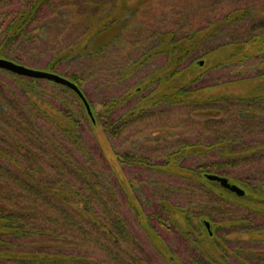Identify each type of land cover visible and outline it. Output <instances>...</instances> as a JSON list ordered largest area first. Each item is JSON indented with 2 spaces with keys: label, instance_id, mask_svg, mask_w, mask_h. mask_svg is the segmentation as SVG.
Masks as SVG:
<instances>
[{
  "label": "trees",
  "instance_id": "trees-1",
  "mask_svg": "<svg viewBox=\"0 0 264 264\" xmlns=\"http://www.w3.org/2000/svg\"><path fill=\"white\" fill-rule=\"evenodd\" d=\"M57 1L62 2L60 7ZM132 1L0 0V58L26 66L20 53L23 46L34 39L46 48L56 35L54 27L74 15L70 4L77 2L78 27L84 26L82 20L106 22L99 28L88 25L78 35L74 45L80 47L76 54H90L88 46L92 42L91 53L99 54L117 39V33L114 36L110 32L112 24L124 26V12L139 9L144 0L129 5ZM261 4L255 11L256 18L264 15V1ZM251 12L250 7L233 9L211 27L244 20ZM108 20L110 28L106 27ZM261 24L264 26V22ZM208 26L185 36L176 30L157 32L154 46L141 54L143 59L132 58L133 67L118 77L130 85L100 101L101 111H96L97 102L83 87L84 76L66 72V61L75 57L69 49L73 43L66 50H53L55 54L42 70L59 73L76 83L91 106L92 117L82 99L66 86L48 81L64 94L71 92L74 105L62 96L47 99L38 90L39 83H48L45 80L0 69L11 81L0 78V264H264V215L254 218V211L264 214V206L260 211L254 207L257 200H264L255 196L250 201L234 199L229 196L232 193L206 178V174L215 173L245 188L241 178L232 176L235 167L251 168L264 161V93L197 98L198 92L210 86L240 83L250 78L252 71L264 75V68L259 70L253 64L264 49V34L217 46L215 50L224 47L230 51L224 49L218 54L211 68L217 74L209 85L210 81L202 77L207 70L201 61L197 67L185 63L188 54L214 35L209 34ZM155 55L165 59L166 67L132 82L134 73H140L139 68ZM187 71L192 79L183 83L180 79ZM187 103L194 110L206 109L205 114L215 113L204 122L206 130H215L213 139L184 142L158 158L134 149H116L113 156L119 164L117 178L111 180L104 175L102 165L113 167L111 157L104 153L107 144L100 145L98 130L114 145L127 129H132L135 120L173 112L179 108L177 105ZM252 127L258 129L260 137L252 138ZM137 134H129L133 138L136 135L135 144L146 136ZM253 140L262 142L260 149H253ZM206 151L211 152L212 162L186 163L190 155ZM257 151L261 155H256ZM137 168L152 176L159 171L171 174L170 185H161L156 179L149 181L169 193L163 196L160 190V198H151L147 203L139 195V207L135 208L136 202L127 198L123 182L136 178L131 174ZM118 187L122 190L120 196ZM194 189L219 202L236 203L244 213L227 216L222 223L214 222L205 211L196 210ZM176 191L182 192L181 197L169 196ZM244 191L245 196L249 195L248 189ZM233 233H248L250 237L232 239Z\"/></svg>",
  "mask_w": 264,
  "mask_h": 264
},
{
  "label": "rangeland",
  "instance_id": "rangeland-1",
  "mask_svg": "<svg viewBox=\"0 0 264 264\" xmlns=\"http://www.w3.org/2000/svg\"><path fill=\"white\" fill-rule=\"evenodd\" d=\"M263 1L264 0H144L140 4L139 9L124 12L125 16H127V22L124 26L118 27L112 24L111 27L108 23L109 20L107 21L108 25L106 27H111L110 32H113L114 36L117 33V39H113L112 43L108 45L107 48H103L102 46L103 49L99 54L91 53L94 51V44L92 42V44L88 46V50L91 51L90 54L83 56H81L80 53L76 54L80 47L79 44L74 45L78 35L85 30L88 25L99 28V26L101 24L103 25L106 21L101 23L100 21L88 22L82 20L84 26L78 27L77 16L79 14H77V12L80 6L77 2L76 4H70V8H72L74 15L65 22L59 21L54 27L56 35H53L49 40V45L46 48L33 39L23 46V50H20V53L22 57L25 58L27 66L35 69H42L41 67L46 65V62L50 59L49 57L55 54V52L57 53L55 49L61 48L66 50L65 48L73 43L69 49L75 54V57L66 61V72H75L84 76V81L82 82L84 84L83 87L90 93V96H92L95 102H97L95 104L96 111H101L103 105L99 103L100 101L107 99L114 92H123L130 85L126 80L119 81L118 77L133 67V61H130L132 58L142 56L141 54L143 52L149 51L150 48L154 46V42L158 38V36L155 35L157 32L163 33L168 30H176L178 34L185 36V34L193 32L196 29H204L209 25L207 31L210 29V31H208L209 34L213 33L214 35L210 40L201 43L193 54H188L185 63H193V65L197 67L199 66V62L203 61L202 67L205 66L204 69L207 70V72L204 73L202 77L204 76L207 81L209 80L210 82H208V84L210 85L211 82H213L214 75L217 74L216 71L211 68H213L214 61L218 58V54L220 55L221 51H225L224 49H227V52L228 50L230 51V48L224 47H218V49L215 50L217 46L239 39L248 41L253 39L255 37L254 35H259L260 33L264 34V26L261 24L264 22V18L261 16L264 15L260 14L261 16L258 15L259 17L257 16V18L255 16V11L262 6L261 2ZM57 2V6L60 7L62 2ZM133 2L136 4L138 0L130 2L129 5ZM241 7L253 8V12L244 20L241 19L238 22H230L227 23L226 26H224L225 24H217V28L213 27L214 25L211 27L212 24L217 23L216 21H221L229 11ZM1 10L2 9H0V18L2 17ZM51 11L52 10H49L48 12L50 13ZM51 16H54V14ZM221 26H224V29L220 30ZM80 39L84 40L81 43L87 44L86 39ZM258 53L259 58L254 60L253 64L257 65V69L261 70V68H264V62H261V59H264V49ZM139 59L141 60L143 58L140 57ZM148 61L149 62L144 63L142 67L139 68L140 73H134V76L131 77L132 82L134 79L154 72L156 68L165 66L166 63L165 59L160 55H155L153 59ZM249 75L250 78L240 81V83L210 86L209 90L204 89L198 92L197 98L206 100L209 96L217 98L220 97V95L229 96L230 94H235L241 96L250 94V96H252V93L258 94L261 93V91L264 93V75L259 76L256 74V71H252ZM184 77L185 78L181 77L180 79L183 83L190 81L192 79L190 71H187ZM0 78L1 81L7 80L6 82L11 83L9 75L0 72ZM50 82L39 83L38 90L46 95L45 97L47 99H53L54 96L58 99L59 96H62L66 98L68 103L73 104L72 100L75 96L71 94V92L70 94H64L63 91L56 89V86L52 84L54 82ZM153 87H155V85ZM132 90H134V88H132ZM177 106L179 108L174 109L173 112H166L164 110L165 113H159L154 117L146 118L145 120L143 118L139 121L135 120V125L131 127L132 129H127L125 135H123L118 142L115 141L114 145L112 144L113 142L108 140V137L102 135L101 130H98L97 133L100 135V141L102 142L100 145L103 146V144H107V148L106 146L104 147V153L111 157L109 159L113 167V169H110V167H104V165H102L101 171L104 175H107L111 180H116L117 178V167L119 164L115 162L113 156L116 149L119 151L134 149L136 152L142 153V155L158 158V156H165L169 149L179 147L184 142L197 143L200 141H210L215 137V130H206L204 126V122L213 117L215 113L205 114L208 112H204L206 111L204 108L194 110L188 103ZM196 110H200V112L198 113ZM252 128V138L260 137L258 129H255V127ZM256 132H258V135L255 134ZM137 133L146 135L139 144L134 143L136 135H138ZM129 134L136 135L133 138L129 137ZM256 142L257 141L254 140L252 142L253 149H260L259 144L262 142L260 141L258 144ZM113 149L114 153L112 151ZM256 155L261 154L257 151ZM212 159L211 152L206 151V153H202L201 155H190L187 157L186 163L191 166L207 162V160L212 162ZM143 169L139 171L138 168L134 169L131 176L134 174L137 177H134L132 181L129 180L127 183L123 182V185L126 186L124 188L128 191L127 198L134 199V202H136V205H134L135 208L139 207V195H141L144 201H146L145 203H147V200H151V198H160L159 195L161 193H163V196L169 193L165 191L163 187L160 188V193L158 188L149 184L151 179H156L161 185H170L172 180L171 174L168 175L159 171V174H154V176H152L150 172L146 173ZM165 169L169 171L175 170L171 167H165ZM233 171V178L234 176L241 178L240 181H242L243 186L246 185L245 188L241 187L248 189L249 195L245 197L238 196L236 193L234 194L226 188H223L219 183L213 182L219 184L223 190L232 193V195L229 196L234 199L250 201L251 196L252 198L255 196L264 200L261 198L262 193H264V161L259 162L257 166L255 164L254 167L251 168L236 166ZM123 179L126 181L128 177H123ZM118 180L120 181L121 179L118 178ZM113 183L115 182L113 181ZM231 183H234V181L232 180ZM116 190L117 195L120 196V192H122L121 188L118 187ZM194 192L196 193L192 194V197L193 200H195V204L198 205L196 210L205 211L214 222L222 223L227 216H242L244 213L242 207L236 203L232 204L228 200L219 202L215 197L201 195L199 189H194ZM226 193L228 194V192ZM170 194L169 196L172 197H181L182 192L176 191ZM184 198L186 197L184 196ZM258 201L259 200H257V202L255 201L254 207L260 211L263 209L264 201ZM227 202L230 204H227ZM254 214H256L254 218L264 215L262 212L260 213L258 211H254ZM211 227L214 229L212 225ZM230 237L232 239L242 238L248 240L250 235L248 233H233Z\"/></svg>",
  "mask_w": 264,
  "mask_h": 264
},
{
  "label": "water",
  "instance_id": "water-1",
  "mask_svg": "<svg viewBox=\"0 0 264 264\" xmlns=\"http://www.w3.org/2000/svg\"><path fill=\"white\" fill-rule=\"evenodd\" d=\"M200 64H203V61L200 62ZM0 69L1 70H7L13 74H17L23 77H30L33 79H42V80H50L56 84H61L63 86H66L69 90L71 89L75 94H77L79 96L80 99H82L83 104H85L86 109L88 111V114H90V116L92 117V111H91V106L88 103L84 93H82L81 88L74 83L73 81H71L70 79L62 76L61 74H57L51 71H45L42 69H35L29 66H25L23 64H19L17 62H13L12 60H9L7 58H0ZM206 178L209 181H215L217 183H219L223 188H226L227 190H229L232 193H236L238 196H245L246 193L244 191V189L238 185L237 183H231L229 181V179L225 176H220L218 174L215 173H208L206 174ZM206 226L208 228H210L209 226V222H206Z\"/></svg>",
  "mask_w": 264,
  "mask_h": 264
}]
</instances>
